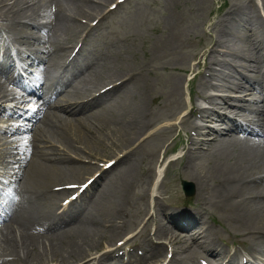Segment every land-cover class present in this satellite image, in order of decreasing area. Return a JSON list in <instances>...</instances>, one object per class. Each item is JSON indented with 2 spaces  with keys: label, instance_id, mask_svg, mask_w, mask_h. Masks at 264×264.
<instances>
[{
  "label": "bare ground",
  "instance_id": "obj_1",
  "mask_svg": "<svg viewBox=\"0 0 264 264\" xmlns=\"http://www.w3.org/2000/svg\"><path fill=\"white\" fill-rule=\"evenodd\" d=\"M23 1L27 0H0V44L3 46L0 52V97L11 94L6 83L17 77L20 91L17 95L12 93L11 98L21 101L31 97L35 100L38 96L42 108L26 115L33 132L19 136V142L10 148V153L4 159L8 170L4 180L6 192L0 194V225L3 227L0 252L15 253L17 258L7 263L0 261V264H42L50 261L73 264L84 259L88 250H96L99 245L114 238L118 230L114 222L120 218V209L126 207L134 180L143 172L140 163L147 159L145 156L150 152V163L161 164L163 155L169 149L163 147L167 133L156 131L153 133L157 138L156 144L147 150H140L144 144L142 138L145 137L141 136L145 135L151 123L172 118L165 126L170 132L174 124L179 127L186 125V117L195 112L212 124L222 123L225 117L223 112L234 108V105H230L231 92L242 85V79L247 83V93L241 98L239 106L234 108L233 118L227 120L225 134L230 137L223 139L215 135L218 133L215 126L193 125L190 130L195 138H191L187 149L182 150L183 154L175 159L182 161L183 172L179 176L183 175L193 182L199 202L191 222L182 219L176 223V219L170 217V210L163 208L165 203L161 197L153 198V217L150 216L148 220L154 221L152 235L167 239L174 247L171 248L172 264H185L187 258L194 256L195 246L215 254L212 260L220 264V257L217 256L220 250L211 240L214 229L204 221L202 215H208V209L212 206L230 213L234 220L244 224L246 235L251 239V245L246 247L247 252L264 251V24L254 5H232L221 20L220 37L208 52V64L204 70L206 76H202L203 81L199 84V89L203 90L210 86L209 77H220L223 81L218 87L221 93L212 97L210 108H187L179 100H174L177 110L173 113L171 109L176 107L171 106V116L163 115L167 117L164 118L157 117L162 114L154 112V108L146 104V91L141 89L144 75L149 73L146 65L120 61L114 54L110 66L85 59L81 65L73 66L71 72L51 77L49 72L60 66L67 51L62 45L56 46L43 56L22 60L21 69L27 75L30 74L27 65L31 64L35 66L34 69L45 72L41 78L29 80L26 77L28 81H25L15 75L10 50H13L15 58L20 51L13 47L12 42L26 45V50H30L34 44L39 45L54 33L62 37L64 43L72 41L80 29L92 33L96 31V26L88 27L74 18L96 14L107 0H46L44 3L38 0L34 6L24 4L19 8ZM165 21L168 30L174 27L171 16L165 17ZM162 38L165 39L164 44H161ZM173 39L172 32H168L160 40L152 41L149 50L151 58L155 59L163 51L178 49ZM217 48L220 51L223 48L222 54L230 57L234 63L218 57L214 53ZM39 50H34V53ZM200 55H203V51ZM247 61L253 63L251 70L255 74L251 78L243 76L242 72L248 67ZM150 74H154L153 71ZM105 83L112 85L109 89L96 91ZM170 84L168 95L171 98L180 92V81L172 79ZM255 92L259 93V99L250 97L246 100ZM154 101L158 102L157 98L152 97L150 103ZM258 102L260 106H252ZM5 110L0 107V113ZM180 110L182 115L178 117ZM1 116L6 121H16L14 116L7 113ZM242 120L245 123H241ZM13 131L14 128H8V133ZM140 137L142 141L135 143ZM54 143H58L63 151L57 152ZM75 143H82L90 152L89 148L104 149L101 148L102 143L107 148L119 150L112 155L122 149L125 152L116 157L108 168L100 170L96 165L91 167L75 162L74 157L81 153ZM45 144L48 147H44ZM83 170L87 175L100 170L81 194L86 195L95 189L93 195L88 194L86 201H78L56 213L54 207L66 190H50V186L64 179L77 182ZM146 209L143 205V210ZM183 213L189 211L186 209L180 216ZM7 221L10 228L6 227ZM67 222L71 223L66 225ZM12 225L18 230L16 241L12 235V231L15 232ZM57 225L58 228L50 230L47 235L42 231L45 236L36 233L37 228L50 229ZM194 225L197 228L189 231V227ZM30 226L31 231H28ZM16 242L21 244V248ZM143 248L141 257L147 258L160 254L163 246L144 243ZM178 250L182 251L181 255L177 253ZM108 256L104 257L105 260ZM98 259L102 260L103 255ZM225 264H235L234 257L229 256Z\"/></svg>",
  "mask_w": 264,
  "mask_h": 264
},
{
  "label": "rangeland",
  "instance_id": "obj_2",
  "mask_svg": "<svg viewBox=\"0 0 264 264\" xmlns=\"http://www.w3.org/2000/svg\"><path fill=\"white\" fill-rule=\"evenodd\" d=\"M45 1L46 0H43L42 3H44ZM109 1L111 2L112 0H107V2ZM36 2H38V0L23 1V4L21 3L19 5V8H22L24 4L34 6ZM220 3H222V5L220 6L219 9H217ZM243 3L253 4L257 10V13L260 15L259 16L260 19L264 23V0H126V1L124 0L121 3V5H119L117 8H115V10L112 11V13L110 12L105 16L103 22L99 21L98 26L96 27V31H92L93 34L90 33L89 39L86 42V44H84V49L82 50L81 55L79 56L80 58L77 61H80L83 58L82 62L89 59L91 62L100 61L101 62V63L99 62L100 65L108 66L112 58V54H114L115 55L114 57L118 58L120 61L121 60L129 61V62L134 61L136 63H141L143 65H146V68L149 73L144 75L143 78L144 83L141 85V89L146 91V104L149 103L147 104L148 107L154 108L153 109L154 112L157 111L158 114L160 115L162 114L161 116L156 115L157 117H164V116L170 117L171 115L169 116V111H170L169 109H171L172 107H176L175 105L176 101L179 100L182 104H185L187 102L186 99L187 89H189V92H191L192 95L193 93H199L205 96H207L208 94L212 95L215 91H216L215 93H217V91L219 90L218 87L222 85L223 81H221L220 77H214V76L211 77L212 79L210 78L211 86L207 88L205 87L203 89L204 91L202 89H199L200 88L199 84L200 82L202 83L201 76L203 75V71L205 70V67L208 64V60H207L208 52L211 50L214 41L220 37L218 31L220 29L221 20L223 19V18L221 19L222 15L224 17L225 14L230 10L232 5H240ZM226 9L228 10L226 11ZM27 12H29L28 9ZM168 15L171 16L173 22H175L174 27L171 28L170 30L167 29L166 21H165V17H167ZM1 25L2 22H0V26ZM30 29L33 30L32 28ZM168 32H172V35L174 37L173 41L178 47V49H176L173 52L171 51L169 52L167 50L163 51L160 55L156 56L155 59H152L151 55L149 54V50L152 46L151 45L152 41L160 40L161 37H163L164 34L166 35ZM54 34H52L53 35L52 38H51L52 35L49 36L50 37L49 40L51 41L47 40L49 38L48 37L47 39H43V42H41L40 44L38 43L39 45L34 44L32 46V49L28 50L30 55L32 57L43 56L45 53H47L49 49H51L52 47L55 48L56 45L55 46L53 45L55 43V40L53 38H57L56 39V44H57L60 41L59 39L60 36L58 34L55 35ZM207 35H210L212 38H207ZM164 42L165 39L162 38L161 44H164ZM12 43L14 44L15 42ZM62 43L64 42H63V38L61 37V43L60 45L58 44L57 46H61ZM22 46L26 47V45H22ZM2 49L3 48H1L0 45V52L2 51ZM38 49H40L39 50L40 52L34 53V50H38ZM221 50H223V48H221ZM22 51L25 52L24 49H22ZM202 51H203V55L201 56L200 52ZM219 57L225 60L226 62H231V58L228 56L222 54ZM195 61H197L198 64L194 63ZM231 63L234 62L232 61ZM247 63L249 67H247L244 71L242 70L243 76L251 78L255 74L251 70L253 63L251 61H247ZM79 64L81 65V63H76L75 66ZM31 66L34 69L35 66L33 65ZM42 66H45V64ZM183 70L185 71L182 72ZM27 71H29L28 67H27ZM56 71L57 69H51V71L49 72V76L51 77L55 76V74H57ZM150 71H153L154 74H150ZM44 73L45 72H43V74ZM192 74H196V75H192ZM37 75H40V72H38ZM191 76L194 77L193 79L189 80ZM172 79H176L180 81V85H179L180 92L178 93V95H174L175 97L170 98L169 97L170 94L168 95V93ZM240 84H242L241 87H239V89H236L235 92H232L233 96L241 95V94H243V96L246 95V93H244L243 90H245L247 83L245 82V80L242 79ZM10 86L12 87V89L14 88L13 91H17V88L15 86L13 85ZM19 91L17 92L19 93ZM17 92L14 94L17 95L18 94ZM148 93L150 95H148ZM218 93L220 92L218 91ZM258 94L259 93L257 92L251 93L248 99L246 100H249L250 97H257L259 99L260 95L258 97ZM205 96H202L204 97L202 98L200 96L195 95L194 96L195 104L196 105L204 104L207 106L208 99ZM152 97L157 98L158 101V102L154 101L155 103L153 107H151V103H150ZM4 99H8V98L7 97L1 98V100ZM36 103L39 104L40 101L38 100V102ZM257 104L259 105L260 103ZM41 108H42V104H41ZM159 108H161V111H158ZM197 108L206 109L199 107ZM175 110H177V107L173 110L171 109L173 113ZM192 123H196V124H192ZM200 123H202L200 118L194 115L188 118L187 124L184 125L182 129L177 128L169 132L167 131V127H166V129L164 128L162 129L161 133L162 134L163 133L165 134V132L167 134L170 133V135L168 134L169 137H167V139L176 136L174 140L171 142V145H173L175 148L177 147V151H178L177 153H179L178 156H180L183 154L182 150L187 149L189 145L188 139L191 140V138H195V136L190 137L187 128H189L190 130L193 125H198ZM92 126L94 127V124H92ZM209 126L211 125L209 124ZM29 129L30 131L33 132V129L31 128V123L28 129L26 130ZM215 129H217L221 138L225 139L227 137H230L228 136V134L226 135L225 131H223L219 126L218 128ZM152 138H156V137H152ZM5 140H7V138H5L3 134H0V144L2 143L0 147L6 148L10 144L9 142V144L5 145L4 143ZM153 142H154L153 139L146 141L147 147L148 148L153 147L156 144V139H155V143ZM101 148L104 149H99V148L97 149L89 148V149L95 152L99 157L109 156L108 152L110 151V148H107V146L104 145L103 143L101 145ZM5 164H7V161H5ZM141 168L143 167L141 166ZM15 169L17 170L18 168L16 167ZM0 171H1V178L3 177L2 179L5 180L7 168L6 167L0 168ZM165 171H164L165 176L162 175L163 178L161 179V181L159 180V177L157 178L156 189L158 194H156L154 197H162L161 200H166L169 198V200H166L168 201L167 202L168 205H172L174 201H176V203L186 202L185 204H189V207L192 206L194 209H197V207L199 206V202L196 200V192L194 191V193L191 196H185L180 187L181 185L180 180L192 182L183 175H180L181 177L179 176V174L183 172L182 161L179 160L170 163L165 168ZM182 177H184V179ZM137 178L134 180L133 182L134 184L131 187L130 195H129V200L131 202L129 201L128 211L126 210V214L124 216V219L127 220V226H125L123 228L124 230L122 229L114 238L108 240L107 241L108 243L107 242L102 243L96 248V250L95 249L88 250L86 252L87 253L86 256L90 255V253L92 255L97 250L104 249L108 246L112 247L114 245V244L111 245L112 242L114 243V241L123 239V235L127 233V231L132 230L133 226L138 224L139 221L142 219L143 216L140 215L139 212L137 215L136 210L132 208V205L137 209L141 207L139 196L142 192H144L146 186V179H144V175L143 178L140 176L139 177L137 176ZM2 179H1V188H4V182ZM65 180L66 179H64V181ZM81 180H84V178H81ZM81 180H78V182H82ZM86 199H88V197L82 198V202L86 201ZM153 205L151 207L152 211H153ZM163 208L170 210L169 207L165 206V204L163 205ZM189 209H191V207ZM207 209L208 208L206 207V211ZM173 210L176 209L173 208ZM173 210H170V213L174 214L175 212H172ZM208 211H209L208 215L207 213L202 215L204 221H206L208 224H210L213 227L216 233L214 235L215 237H213V240L219 248L226 251H229L230 249H235L237 251L244 248L245 245L251 243V239L248 238V236L245 233L246 229L243 227L244 224L234 220V218L230 215V213L223 210H219L213 206L210 207ZM189 214H194V211L191 213L189 212ZM171 217L173 218L172 215ZM164 218L166 219V217ZM178 221L179 222L182 221V218H178L176 222L178 223ZM70 223L71 222H69L66 225H69ZM32 227L30 226L28 228V231H31L30 228ZM40 228L41 231L47 230L44 229V227H40ZM56 228L57 227H55V229ZM148 228L149 231L151 232L153 225L152 224L149 225ZM173 228L175 227L173 226ZM189 228H190L189 231H193L197 228V225L191 226ZM48 232L49 230L45 232L46 235L48 234ZM149 237L157 245L161 244V240H165L163 238L158 239L157 238L158 235L156 238H153L152 235L150 234ZM155 239L157 241H155ZM142 241L143 239L141 235L138 233L137 236L128 239L125 242V245L126 247H131V246L135 247L141 244ZM118 252L119 249L116 251L114 250L109 251L108 253H114V255H116ZM96 256L97 255H94V258H96ZM98 260L99 259L90 260L88 264H117L116 260L111 258H108L106 260L102 259L100 261ZM161 260L162 258H160V261ZM44 264H60V263L50 261V263H44Z\"/></svg>",
  "mask_w": 264,
  "mask_h": 264
}]
</instances>
